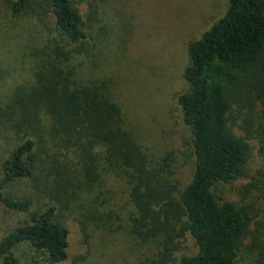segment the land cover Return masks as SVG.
<instances>
[{
    "label": "trees",
    "instance_id": "1",
    "mask_svg": "<svg viewBox=\"0 0 264 264\" xmlns=\"http://www.w3.org/2000/svg\"><path fill=\"white\" fill-rule=\"evenodd\" d=\"M82 1L86 19L74 0L9 1L15 16L35 17L48 37L33 53L35 82L5 105L0 99V129L20 139L2 165L0 202L29 215L0 240L3 264H21L16 248L22 243L38 252L34 264L64 263L69 215L86 244L91 230L123 233L127 215L130 231L143 238L175 232L177 225L190 233L198 252L178 264H238L248 218L223 185L246 175L250 140L264 147V0H228L223 16L189 45L190 90L178 101L194 163L183 187L174 168L178 155L144 141L109 81L98 78L92 52L101 54L97 39L106 33L96 24L99 0ZM95 27L98 36L91 35ZM246 108L252 122L260 108L257 134L253 124L245 134L234 130ZM22 179L40 206L6 191ZM120 190L123 204L114 195Z\"/></svg>",
    "mask_w": 264,
    "mask_h": 264
},
{
    "label": "rangeland",
    "instance_id": "2",
    "mask_svg": "<svg viewBox=\"0 0 264 264\" xmlns=\"http://www.w3.org/2000/svg\"><path fill=\"white\" fill-rule=\"evenodd\" d=\"M9 1L0 0V99L4 105L17 89L35 82L38 65L32 60L33 53L48 37L35 17L15 16ZM74 2L86 19L87 4L82 0ZM227 4L228 0H99L98 3L96 24L104 27L102 32L106 34L103 33V41L97 39L101 54L92 52L95 72L102 81H109L129 123L141 133L142 139L178 155L179 162L174 168L182 187L194 163L192 133L184 123L178 101L182 93L190 90L185 78L190 63L189 45L223 16ZM98 30L91 29V35L98 36ZM259 110H255L252 122L250 111L244 109L238 120L241 128L235 126L234 130L245 134L244 127L253 124L257 134ZM19 140L12 131L0 129V181L3 162ZM250 144L246 175L223 185L226 197L236 202L248 218L238 264H261L264 251V210L258 212V203L259 207L264 204V147L258 139L250 140ZM109 182L115 188L121 184L114 177ZM6 191L12 197H33L34 207L40 206L26 179L10 183ZM114 195L121 204L125 202L121 190ZM74 217L69 215L66 220L69 257L62 264H178L184 255L198 252L195 239L188 232L180 233L179 225L175 232L143 238L130 231L127 215L123 233L107 235L91 230L86 244ZM27 219L28 213L14 211L0 202V240ZM167 248L173 252V261L167 260ZM16 254L21 264H34L38 256L27 243L19 245ZM40 261L44 260L40 257Z\"/></svg>",
    "mask_w": 264,
    "mask_h": 264
}]
</instances>
